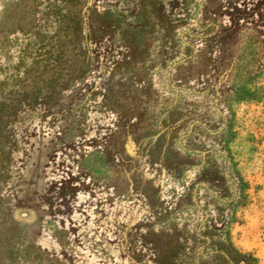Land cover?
<instances>
[{
    "label": "rangeland",
    "instance_id": "374dc122",
    "mask_svg": "<svg viewBox=\"0 0 264 264\" xmlns=\"http://www.w3.org/2000/svg\"><path fill=\"white\" fill-rule=\"evenodd\" d=\"M0 264H264V0H0Z\"/></svg>",
    "mask_w": 264,
    "mask_h": 264
},
{
    "label": "trees",
    "instance_id": "16d2710c",
    "mask_svg": "<svg viewBox=\"0 0 264 264\" xmlns=\"http://www.w3.org/2000/svg\"><path fill=\"white\" fill-rule=\"evenodd\" d=\"M238 92H239V93H238V99H240V100L254 98V96H255V93L252 92V91L247 87L246 84L241 85V87H240V89L238 90ZM243 187H245V186H242V189H243ZM241 194H242V193H241ZM241 194H240V195H241Z\"/></svg>",
    "mask_w": 264,
    "mask_h": 264
}]
</instances>
